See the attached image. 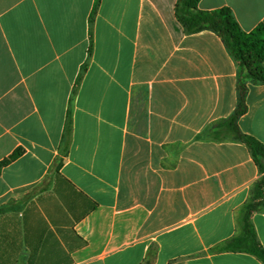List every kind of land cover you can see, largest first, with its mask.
<instances>
[{
	"label": "crops",
	"instance_id": "obj_1",
	"mask_svg": "<svg viewBox=\"0 0 264 264\" xmlns=\"http://www.w3.org/2000/svg\"><path fill=\"white\" fill-rule=\"evenodd\" d=\"M177 3L0 0V264H263L213 251L264 172L211 137L237 108L239 67ZM198 7L264 24V0ZM246 103L238 125L264 144V84ZM251 220L264 247V205Z\"/></svg>",
	"mask_w": 264,
	"mask_h": 264
},
{
	"label": "trees",
	"instance_id": "obj_2",
	"mask_svg": "<svg viewBox=\"0 0 264 264\" xmlns=\"http://www.w3.org/2000/svg\"><path fill=\"white\" fill-rule=\"evenodd\" d=\"M199 2L200 0H178L176 15L179 23L190 34L204 30L216 33L239 67L237 108L229 119L217 123L219 132L212 136L216 140L231 138L246 145L260 170L264 172V144L255 137L243 133L238 125L240 117L248 109L246 103L248 83L264 84V24L258 25L251 32H246L230 8L203 11L198 7ZM67 128H71V118ZM211 131H214L213 127ZM16 156L17 153L11 159ZM4 163H0V168ZM263 197L264 176L254 184L252 196L241 210L240 233L215 248L214 252H245L254 255L264 264V247L258 240L251 220L252 214L264 205Z\"/></svg>",
	"mask_w": 264,
	"mask_h": 264
},
{
	"label": "rangeland",
	"instance_id": "obj_3",
	"mask_svg": "<svg viewBox=\"0 0 264 264\" xmlns=\"http://www.w3.org/2000/svg\"><path fill=\"white\" fill-rule=\"evenodd\" d=\"M218 123V122H217ZM217 123H215L212 127L214 128V131H211L210 134H211V137L213 138L212 134H217L219 131H218V127L216 126ZM211 127V128H212ZM231 139V138H230ZM264 198V197H263ZM262 198V199H263Z\"/></svg>",
	"mask_w": 264,
	"mask_h": 264
}]
</instances>
